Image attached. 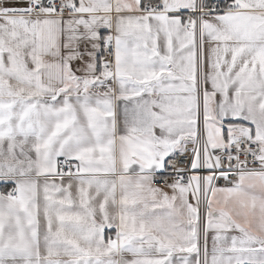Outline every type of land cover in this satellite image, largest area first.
<instances>
[{"label": "snow or ice", "instance_id": "obj_1", "mask_svg": "<svg viewBox=\"0 0 264 264\" xmlns=\"http://www.w3.org/2000/svg\"><path fill=\"white\" fill-rule=\"evenodd\" d=\"M0 264H264V0H0Z\"/></svg>", "mask_w": 264, "mask_h": 264}]
</instances>
